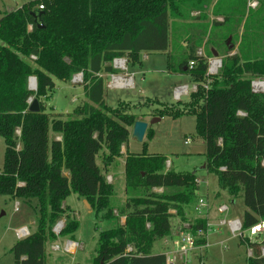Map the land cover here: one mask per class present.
I'll list each match as a JSON object with an SVG mask.
<instances>
[{"label":"trees","instance_id":"1","mask_svg":"<svg viewBox=\"0 0 264 264\" xmlns=\"http://www.w3.org/2000/svg\"><path fill=\"white\" fill-rule=\"evenodd\" d=\"M210 1L30 0L1 14L0 195L28 204L35 200L37 215L35 230L9 249L14 264H45L47 239L75 232L77 221L63 206L71 193L112 216L113 186L104 170L121 155L136 117L124 112L132 107L129 102L105 104L100 74L116 72L114 58L133 65L140 62L141 52L167 51L171 19H183L184 10L202 9ZM222 1L215 2L214 14ZM167 55L166 70L187 73L197 89L187 102L160 104L157 115H194L196 134L205 144L206 168L215 174L218 191L242 197V230L264 221V93H253L250 86L253 78L264 77V54L250 55L240 46L222 58L207 88L205 56L193 50L180 57ZM190 60L194 66L188 65ZM76 73L82 74L86 101L68 119L46 112L42 98L54 91L53 79L69 82ZM30 77L36 79L35 90L28 88ZM30 98L38 101L37 112L28 110ZM50 132L60 139H51ZM142 144V152H127L124 160L125 221L98 233L92 264H165L164 253H154L152 247L170 236L172 216L190 222L193 234L206 230V221L191 220L187 210L197 199L194 173L166 169L167 158L147 153L146 142ZM102 149L100 168L95 159ZM62 217L65 225L55 235L52 227ZM239 241L251 250L247 264H264V237L242 236ZM203 243L197 236L196 244Z\"/></svg>","mask_w":264,"mask_h":264},{"label":"rangeland","instance_id":"2","mask_svg":"<svg viewBox=\"0 0 264 264\" xmlns=\"http://www.w3.org/2000/svg\"><path fill=\"white\" fill-rule=\"evenodd\" d=\"M2 1L4 4H1L0 1V9H2V5L5 11L12 9V1ZM224 1L226 5H229L228 1ZM241 1L243 2L241 15L244 14L246 1L248 2V15L243 24V33L241 35L242 44L240 46H243V51L250 53V55H255L256 53L262 55L264 54V0H235L230 5L235 6V4ZM252 3H255V5H251ZM192 11L186 13V10H184L183 19H171V44L169 46L170 48L167 50L170 55L180 57L183 54L178 51L177 42V39H182L183 34L177 35L175 25L177 21L181 22V24H189L188 20L192 18ZM217 11H219L218 8ZM256 13L262 16L259 21V23H261L259 34L251 31V25L255 22V19L253 21V14ZM230 15H234V12ZM238 21L240 22L241 19ZM237 23L235 18L232 20L226 16L223 27L232 25L234 29H236ZM215 26L216 25H214L213 28H215ZM228 36L229 33H223L221 39L224 41ZM233 37L237 39L236 32ZM250 46H252L253 49H250ZM221 49L220 52L222 53V51H226L227 47L222 45ZM208 51L207 49V56ZM143 54H146V52ZM148 54V59H144V55H142V59H140V62L137 64L132 65L126 62L125 69L114 68L116 70L115 73L100 74L102 75L101 77L104 83V94L106 96L105 104L110 107H116L119 101L129 102L132 107L124 110V112L135 115L136 120L144 119L148 122L145 136L141 143L134 141L130 133L129 141L131 142L130 144H132L130 146V151L142 152V143L146 142L147 153L164 155L167 161H170V169L177 172L188 171L194 173L195 178L199 179L200 189H207L209 208H206L200 213V216H206L208 220L206 221V230L203 232V234H206L208 246H204L203 249L200 250L204 256V258H202L204 264H246L248 250L246 245L240 243L239 236H232L226 225L219 224L221 218H236L240 222L242 221L244 211L242 197L238 195L231 198L226 192L220 195V191H218V195L216 196H222L220 202L222 200L227 204L229 210L222 214L217 212L216 209L219 202L214 200L212 196L214 192L213 188L216 187L217 180L215 174L206 168L207 159L205 155V144L203 139L196 134L195 116L182 115L178 118H172L167 115L163 117L157 115V109L161 108L160 104L173 105L176 103L177 100L173 97V90L175 87L186 83L191 89L194 83L187 73H169L166 70L168 56L166 51L150 52ZM225 56L226 55L222 54L219 57L222 60ZM127 70L130 73H134V88L137 91L136 94H132V85H127L123 88H118V86L109 88L107 86L108 83L111 82L112 74L124 76L128 73ZM53 80L55 84L54 91L48 97L42 98L45 110L49 114H60L62 119H68L72 110L76 106H81L85 101L82 93L83 83L82 81L73 83L71 81L72 79L69 82H62L55 78ZM139 90L142 92H139ZM185 98L186 96H182L181 101L187 102L189 100V96L186 100ZM153 118H158V121L150 123ZM130 129H132V126ZM105 152L106 151L102 149L96 156V164L100 167L102 166V158ZM3 155L4 141L2 137H0V169L3 165ZM115 166V169L119 172L122 168V160L118 159ZM112 186L113 192L109 198V206L116 209L112 211L116 214L123 210L126 200L123 175H121V173L116 175ZM153 191L160 192L161 189L155 188ZM70 195L66 198V203H69L71 208H75L78 215L74 216L68 213L77 221V229L71 235H73V239L76 242L82 245L73 253L65 252L62 249L63 245H60L59 250L53 251L49 249L48 245L51 239H47L45 244V264H67L75 262L79 264H92V258L95 255L98 245V233L102 230L116 227L114 221L111 222L107 217H103L104 215L106 216L107 209L94 210L88 213L83 199L75 193H71ZM200 195H203V193H200ZM16 201L20 205L18 211L14 210ZM33 201L35 203V200ZM34 203L27 204L22 199H14L9 196L0 195V264H14L13 256L9 250L14 238L12 227L15 224L23 222L29 229H32V224L36 223L37 217ZM175 222L176 220L172 216L170 218L172 227ZM242 236L248 237L250 240H261L264 237V230L253 236H249L248 231L243 230ZM202 238H204L203 235ZM154 249L157 251L160 248L156 246ZM190 260L193 263H197V259L192 255L190 256Z\"/></svg>","mask_w":264,"mask_h":264},{"label":"crops","instance_id":"3","mask_svg":"<svg viewBox=\"0 0 264 264\" xmlns=\"http://www.w3.org/2000/svg\"><path fill=\"white\" fill-rule=\"evenodd\" d=\"M0 1H1V4H4V2L2 0H0ZM9 1L10 2L12 1L11 5H13L11 7L12 9H9V11H11V10H14L17 7L21 6V4H23V3L27 2V1H30V0H21V1L9 0ZM216 1L217 0H211L208 4L203 5V9L202 10L201 9L193 10L192 13H191L192 14V18L188 20L189 24H181V22L177 21V24L175 25V28L177 29V35L179 36L180 34H183L182 39H180V40L177 39L178 51L179 52L188 53V52L193 50V51H195V53L197 55H203L205 57H209V56H207V53H206L207 49L211 50V51L215 50L217 52V56L218 57L221 56L222 54L223 55H231V54H234V53L238 52V50L240 48L241 35L243 33V24H244L245 18L248 15V13H247L248 12V5H247L248 2L246 1L244 14L241 15L242 14V9H243V2L242 1L238 2V4H235V6H233V5H230V4L233 3L235 0H226V1L229 2V5H230L229 6V5H226V2L223 0V2H221V4H219V6H218V9H219L218 13L214 14L213 6H214ZM4 12H7V11L4 10V6L2 5V9H0V16ZM232 12H234V15L231 16L230 14H232ZM226 16L228 18H231L232 20L235 18V21L238 22L236 29H234V27L232 25L231 26L227 25V26L223 27L222 25L219 24V23L223 22V20H224V18ZM261 18H262V16L259 15L258 13L253 14V21L255 19V22L251 25V31H253L254 33H258L259 30L261 29L260 28L261 23H259ZM239 19H241L240 22L238 21ZM173 21H175V20H173ZM171 22H172V20H171ZM214 22H217L218 24L215 26V28L212 29V27L214 26L213 25ZM232 24H233V22H232ZM235 32L237 33V39H234V37H233ZM223 33H226V34L229 33V36L224 41L221 39ZM222 45L223 46L225 45L227 47V49H226V51H224V52L222 51V53H221L220 50H222L221 49ZM250 49H253V47L250 46ZM144 52H146V54H143ZM144 52H141L142 54H140V59H142V57H141L142 55H144L143 56L144 59H148L149 58V54L148 53H150V52H147V51H144ZM167 52L168 51H166V54H167ZM211 56H213V55H211ZM127 69H128V67H127ZM127 72L128 73H126L124 76L122 75L121 78L122 79H128L129 78L132 81V84H131L133 86L132 94H136L137 91L134 88V76H133L134 73H130L128 70H127ZM100 76H102V75H100ZM107 86L109 88L110 87H115V86H110L109 83H108ZM125 86H127V85H125ZM125 86H122V87L118 86V88H123ZM179 86H187L188 87V85L186 83L182 84V85H179ZM179 86H177V87H179ZM108 87H106V88H108ZM139 92H142V91L139 90ZM82 93H83V97H84V90H83ZM103 96H104V101H105V98H106L105 94H103ZM183 96H186V98H185V100H186L188 98L189 94L188 95H183ZM181 97H180L179 100H181ZM85 101H86V99H85ZM141 120H144V119H141ZM16 132L19 133V130H17ZM129 132L131 133V129L130 128H129ZM49 136H50L51 139L54 138L56 140H59L60 137H61L60 134L53 133V132H50ZM130 143L131 142L129 141V138H128V142L121 146V149H120L121 155L119 157L115 158V160L112 162V164L110 166H108L104 170V174L106 175V177L107 176H111V182H110L111 184H113V181H114V178L116 177V175H119L120 173H121V175H123V182H124V160H125L126 153L127 152H132V151H130V146L132 145ZM133 147H135V146H133ZM133 153H139V152L135 151ZM118 159L122 160V168H121V170L119 172L115 169L116 168L115 165H116V162H117ZM196 181H197V185H198L197 197H203L204 196V198L207 200V203H208L207 189H204L205 191L203 189H200V187H199V179L196 178ZM213 190H214V192L212 193V196L214 197V200L219 202L218 205L223 204L224 202L222 200L220 202V199L222 197L220 195L223 194L224 191H220L219 192L220 195L216 196V195H218L217 182H216V187L213 188ZM200 193H203V195H200ZM80 198L83 199L84 203L86 204V208L88 209V213L94 211V209H92L90 207V205L88 204V202L84 198H82V197H80ZM66 202H67V200L65 199L64 202H63V206H68V208H69V210L66 213L67 214L70 213V214H73L74 216L75 215L78 216L75 208L74 209L71 208L70 204L66 203ZM15 203L18 204V210H19V207H20L19 203L17 201ZM218 205H217V207H218ZM109 207H111V206H109ZM192 208H193V206L191 208L187 209L188 212H189L191 220L193 218L199 217V218L204 219L205 221H208L206 216L203 217V216H200L199 214L194 213L192 211ZM207 208H209V207H207ZM115 210H116L115 208H112V211H115ZM207 211H208V209H207ZM207 211H206V213H207ZM103 217H106V216L104 215ZM173 217L176 220V222L173 225V227L171 225V234H170V236L168 238L157 240V241L154 242L153 247H152V251L154 253H159V252H163L164 253V251L167 248L170 247L169 238L170 237H174V235L177 232L180 231V221H179L178 217H176V216H173ZM107 218L110 219L111 222L114 221L116 226L123 224L124 221H125V215H124V212L122 210L119 213H116V214L114 212H112V216L107 217ZM62 219H64V217H62ZM32 225H33L32 229H29L23 222L15 224L12 227L13 237L14 238H13V241H12L10 247L17 240L20 239L16 235V231L18 229H20V228L25 227L31 233V232H33L35 230L36 223L35 224L33 223ZM203 237H204V243L203 244H205V243L207 244L206 234H204ZM69 240L72 241V242H76L73 239V235H71V236H63V237L62 236L54 237L48 243L49 249H51V246L64 245V243L66 241H69ZM76 243H78V242H76ZM78 244L81 247L82 244H80V243H78ZM203 244L199 245V250L197 251V256L195 257V255H194V257L197 260L204 258L203 254L200 251L204 247ZM156 246H158L160 248L157 251L154 249ZM247 249H248L247 250V257H248V256H250L248 254V251L250 249L249 248H247ZM247 257H246V264H247ZM67 264H79V263L75 262V263H67ZM179 264H181V263H179ZM192 264H196V263L192 262Z\"/></svg>","mask_w":264,"mask_h":264},{"label":"built area","instance_id":"4","mask_svg":"<svg viewBox=\"0 0 264 264\" xmlns=\"http://www.w3.org/2000/svg\"><path fill=\"white\" fill-rule=\"evenodd\" d=\"M251 5H255V3H252ZM39 8H42V5H39ZM31 59H34L35 57L33 55L30 56ZM207 59V70H206V82L203 84L204 88L208 87L209 82L212 80L213 76L217 74L219 68L221 67V58L218 56H209L205 57ZM126 59L123 57L114 58L112 60V66L113 68L117 69H125L126 66ZM189 66H194L195 62L193 60H190L188 62ZM122 76L112 74L111 75V82H109L110 86H117L115 82L117 80L121 79ZM129 79V78H128ZM126 80V79H123ZM73 83L81 82L82 81V74L76 73L73 75L72 80ZM129 86V85H128ZM251 91L253 93H264V78H253L250 83ZM197 84L194 83L192 85V88H188L187 86H179L176 87L173 91V97L176 100H179L181 96L188 95L191 92L196 91ZM187 142V141H185ZM170 167V161H166V169ZM220 169H223L221 167ZM106 180L108 182H111V176H107ZM208 207L207 200L204 197H197L195 204L193 205L192 211L196 214H199L204 211ZM14 210H18V204L16 203L14 206ZM229 210V207L227 204L223 203L218 205L217 211L219 213H224ZM174 213V211H171ZM220 225H226L228 228V231L231 233L232 236H239L242 237V224L241 222L236 219H223L219 221ZM65 225V220L60 219L58 220L54 226L52 227V232L55 235H58L60 231L63 229ZM207 227V224H206ZM191 228L190 222H182L180 223V231L177 232L174 237L169 238V244L170 247L167 248L164 251L165 255V264H192L190 260V256H197V251L199 250V245L196 244V237L197 236H204L202 230H197L195 234L191 233L189 230ZM264 230V221H261L260 223L253 225L246 229L245 231H248L249 236L256 235L258 232ZM30 232L27 228L23 227L16 231V235L19 238H23L27 235H29ZM204 246H207V244H203ZM202 245V246H203ZM79 244L72 241H66L64 245L62 246V249L65 252L73 253L77 248H79ZM60 246L55 245L51 246V250H59ZM248 254L251 255V250L248 251ZM261 254L264 255V246L261 247ZM196 264H204V261L202 259H198Z\"/></svg>","mask_w":264,"mask_h":264},{"label":"water","instance_id":"5","mask_svg":"<svg viewBox=\"0 0 264 264\" xmlns=\"http://www.w3.org/2000/svg\"><path fill=\"white\" fill-rule=\"evenodd\" d=\"M41 12H39L38 14H40ZM212 55L213 56H217V52L215 50H212ZM33 79L34 81V87L31 88L29 86V81ZM28 88L30 90H35L36 89V79L35 77H30L28 80ZM29 105H28V110L31 112H37L39 110V104L38 101L36 99H32L30 98L28 100ZM155 121H158V118H153L150 123H153ZM148 126V122L143 121V120H135L133 125H132V129H131V136L132 138L136 141V142H142L145 136V132Z\"/></svg>","mask_w":264,"mask_h":264},{"label":"bare ground","instance_id":"6","mask_svg":"<svg viewBox=\"0 0 264 264\" xmlns=\"http://www.w3.org/2000/svg\"><path fill=\"white\" fill-rule=\"evenodd\" d=\"M116 83V85L117 86H120V87H122V86H125V85H131L132 84V81L130 80V79H126V80H121V79H119V80H117V82H115ZM29 86L31 87V88H33L34 87V81H33V79H31L30 81H29Z\"/></svg>","mask_w":264,"mask_h":264}]
</instances>
